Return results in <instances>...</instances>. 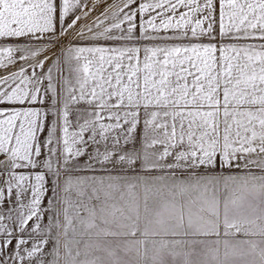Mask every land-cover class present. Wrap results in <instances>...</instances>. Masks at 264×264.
Returning a JSON list of instances; mask_svg holds the SVG:
<instances>
[{"label":"snow or ice","instance_id":"snow-or-ice-1","mask_svg":"<svg viewBox=\"0 0 264 264\" xmlns=\"http://www.w3.org/2000/svg\"><path fill=\"white\" fill-rule=\"evenodd\" d=\"M0 264H264V0H0Z\"/></svg>","mask_w":264,"mask_h":264},{"label":"rangeland","instance_id":"rangeland-1","mask_svg":"<svg viewBox=\"0 0 264 264\" xmlns=\"http://www.w3.org/2000/svg\"><path fill=\"white\" fill-rule=\"evenodd\" d=\"M237 238H244L243 236H237Z\"/></svg>","mask_w":264,"mask_h":264}]
</instances>
